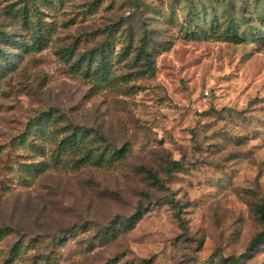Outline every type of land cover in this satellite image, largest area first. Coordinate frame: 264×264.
<instances>
[{"label":"rangeland","instance_id":"374dc122","mask_svg":"<svg viewBox=\"0 0 264 264\" xmlns=\"http://www.w3.org/2000/svg\"><path fill=\"white\" fill-rule=\"evenodd\" d=\"M0 51V264H264V0H0Z\"/></svg>","mask_w":264,"mask_h":264},{"label":"trees","instance_id":"16d2710c","mask_svg":"<svg viewBox=\"0 0 264 264\" xmlns=\"http://www.w3.org/2000/svg\"><path fill=\"white\" fill-rule=\"evenodd\" d=\"M223 33L226 36H230L232 38H236V39L239 38V36L237 34L235 22L233 20H230L227 27L223 31ZM1 37L2 38L6 37L5 33H2ZM27 47H28L27 45H24L25 49H27ZM0 54H2L1 51H0ZM152 57H153V54L151 52H149V43H147L146 38H142L140 40V48L138 49L137 59L139 58L145 62L144 63V67H145L144 71L145 72H143L144 74H149V73H152L151 71H153V67L151 66ZM2 65L3 64H0V69H1ZM74 65H75V67H78V68L84 67L86 73L91 74V75L94 74L95 76H98L100 78L107 77V74L109 73V71L107 69L108 63H107V60L105 59V53H104L103 47H99V48H96L92 51L86 52L85 54H83L81 56V58L79 60H77L74 63ZM74 136H77V133L73 134V138L71 137L72 139L70 138L67 141H63L61 144L62 147L66 148V147L74 146V142L76 141V137H74ZM79 136L83 137V136H85V134L82 133ZM82 143H84V141H82L81 144ZM119 155H120V153H115L114 155L111 156V159L119 158ZM102 158H103V156H102ZM178 169H181V165L178 162H173L170 166L169 171H174V170H178ZM148 177L153 182H156V183L160 182V180L157 178V176H155L152 173H148ZM141 209L142 208H139V211L133 217H131L127 220L128 229L134 227V225L141 219V217H142ZM175 215H176V218L180 220L179 213L177 212ZM257 216H258V220L262 226V230L252 240V242L248 248V251H253L254 249L258 248L259 246L264 245V202H262L260 205H258Z\"/></svg>","mask_w":264,"mask_h":264},{"label":"built area","instance_id":"2783aa9c","mask_svg":"<svg viewBox=\"0 0 264 264\" xmlns=\"http://www.w3.org/2000/svg\"><path fill=\"white\" fill-rule=\"evenodd\" d=\"M208 94V93H207Z\"/></svg>","mask_w":264,"mask_h":264}]
</instances>
